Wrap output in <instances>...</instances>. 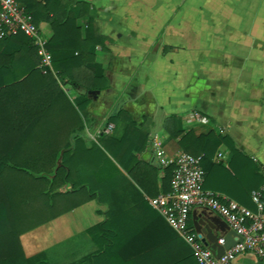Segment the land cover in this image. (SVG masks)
I'll list each match as a JSON object with an SVG mask.
<instances>
[{
	"label": "crops",
	"instance_id": "1",
	"mask_svg": "<svg viewBox=\"0 0 264 264\" xmlns=\"http://www.w3.org/2000/svg\"><path fill=\"white\" fill-rule=\"evenodd\" d=\"M86 1L107 38L105 48L97 47L94 69L104 70L109 88L91 95L88 91L91 102L80 134L88 143L99 142L102 134L121 137L125 123L107 124V120L120 109L127 110L150 134L141 159L162 167L186 153L178 143L181 137L173 138L165 128L171 116L181 120L185 131L228 135L240 153L235 156L228 145H220L214 158L217 167L206 176L204 189L256 211L252 192L264 186L256 187L264 177V0ZM78 23L86 28L87 18ZM41 31L48 42L53 36L51 25L42 23ZM61 86L74 104L86 92L71 84ZM154 142L168 164L161 162ZM117 166L109 190L113 201L91 200L94 204L87 202L44 224L46 232L52 225L68 228L81 223L77 242L68 247L74 248L72 257L62 264L77 263L97 250L88 229L108 218L111 209L141 217L145 224L152 221L150 198L155 197L146 196L152 209L142 204L137 183ZM195 214L215 218L216 231L222 237L226 234L224 221L209 208H193L192 228ZM88 216L93 223H86ZM27 243L32 248L31 241ZM48 252L26 255L44 253L53 264ZM259 263L251 253L233 262Z\"/></svg>",
	"mask_w": 264,
	"mask_h": 264
},
{
	"label": "trees",
	"instance_id": "2",
	"mask_svg": "<svg viewBox=\"0 0 264 264\" xmlns=\"http://www.w3.org/2000/svg\"><path fill=\"white\" fill-rule=\"evenodd\" d=\"M19 1L39 28L44 22L51 25L47 47L55 73L41 72L38 50L26 34L0 37V264H50L44 253L26 255L23 234L88 201H113L109 190L117 164L137 183L142 204L152 209L146 196L172 190L175 165L141 159L149 131L124 109L107 120L125 123L121 137L102 134L99 142L88 143L80 134L91 102L88 91L109 88L104 70L94 69L97 47L105 48L107 38L91 3ZM82 17L87 18L86 28L78 23ZM65 83L86 90L76 104L62 89ZM165 128L173 138L181 137L178 143L186 153L200 157L205 179L217 167L220 145H228L235 156L240 153L228 135L185 131L177 116ZM262 183L264 177L256 187ZM151 211L152 221L145 224L141 217L111 209L108 218L88 229L97 250L71 264H199L165 218Z\"/></svg>",
	"mask_w": 264,
	"mask_h": 264
},
{
	"label": "built area",
	"instance_id": "3",
	"mask_svg": "<svg viewBox=\"0 0 264 264\" xmlns=\"http://www.w3.org/2000/svg\"><path fill=\"white\" fill-rule=\"evenodd\" d=\"M24 33L33 40L40 56L39 68L42 73H55L53 57L47 47V40L41 28L34 22L33 13L19 0H0V37ZM154 147L163 164V151L157 142ZM175 169L171 180L172 190L155 198H150L152 206L165 218L167 223L191 247L199 264H233L244 254H254L259 264H264V186L252 192V200L257 210L204 189L205 170L200 157L182 153L171 161ZM194 207L209 208L222 217L229 226L243 237L230 250L217 256L207 246L200 234L189 224ZM224 244V237L219 239Z\"/></svg>",
	"mask_w": 264,
	"mask_h": 264
},
{
	"label": "rangeland",
	"instance_id": "4",
	"mask_svg": "<svg viewBox=\"0 0 264 264\" xmlns=\"http://www.w3.org/2000/svg\"><path fill=\"white\" fill-rule=\"evenodd\" d=\"M64 86L65 88H70V84L68 83H65ZM88 202V204H94V201ZM86 223H93L92 217L88 216L86 218ZM80 225L81 223H73L72 226L68 228H66V226L57 227L52 225L46 228V232L44 230V224L38 226L35 228L36 230H31L25 233L24 237H22L25 253L31 255V252L33 251L35 252L46 249L49 250L48 256L49 258H52L53 264H62V261L72 257L74 251L70 250H73L74 248L68 249V247L77 242V237L80 235L77 230L81 227ZM72 231L76 233L72 235ZM29 240L31 241L32 248L27 243V241L30 242Z\"/></svg>",
	"mask_w": 264,
	"mask_h": 264
},
{
	"label": "water",
	"instance_id": "5",
	"mask_svg": "<svg viewBox=\"0 0 264 264\" xmlns=\"http://www.w3.org/2000/svg\"><path fill=\"white\" fill-rule=\"evenodd\" d=\"M98 90H91L89 94L98 93ZM210 216V215H209ZM217 216L224 221L227 232L223 236L224 244H219L220 232L216 231V225L218 222L213 217H202L194 215L195 230L200 234L202 241L209 246L217 256L223 255L226 251L230 250L237 242H241L243 237L233 230L229 224L218 214Z\"/></svg>",
	"mask_w": 264,
	"mask_h": 264
}]
</instances>
